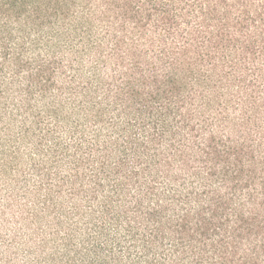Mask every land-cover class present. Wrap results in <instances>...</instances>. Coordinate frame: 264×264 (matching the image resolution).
Instances as JSON below:
<instances>
[{"label": "trees", "instance_id": "obj_1", "mask_svg": "<svg viewBox=\"0 0 264 264\" xmlns=\"http://www.w3.org/2000/svg\"><path fill=\"white\" fill-rule=\"evenodd\" d=\"M0 264H264V0H0Z\"/></svg>", "mask_w": 264, "mask_h": 264}]
</instances>
